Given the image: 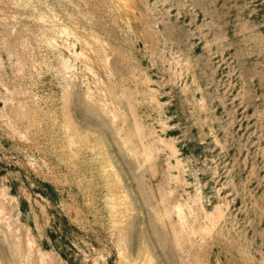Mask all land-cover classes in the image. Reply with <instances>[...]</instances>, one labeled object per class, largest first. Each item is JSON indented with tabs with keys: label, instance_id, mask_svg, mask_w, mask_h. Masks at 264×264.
Returning <instances> with one entry per match:
<instances>
[{
	"label": "rangeland",
	"instance_id": "rangeland-1",
	"mask_svg": "<svg viewBox=\"0 0 264 264\" xmlns=\"http://www.w3.org/2000/svg\"><path fill=\"white\" fill-rule=\"evenodd\" d=\"M0 264H264V0H0Z\"/></svg>",
	"mask_w": 264,
	"mask_h": 264
}]
</instances>
